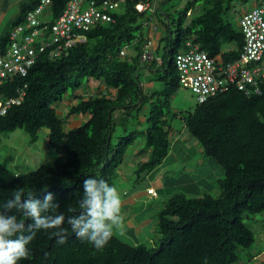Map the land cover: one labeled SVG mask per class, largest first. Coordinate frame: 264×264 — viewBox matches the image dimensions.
<instances>
[{
  "label": "trees",
  "instance_id": "16d2710c",
  "mask_svg": "<svg viewBox=\"0 0 264 264\" xmlns=\"http://www.w3.org/2000/svg\"><path fill=\"white\" fill-rule=\"evenodd\" d=\"M198 1L190 0L181 10H164L155 4L140 11L137 3L152 5V0H124L111 10L113 20L84 31L85 40L57 56L47 49L27 75L5 81L0 91L6 97L17 94L15 88L22 84H26V94L0 115V143L3 133L17 128L33 141L47 128L48 142L58 155L52 163L27 172L14 171L0 159V204L18 187L37 199L51 192L58 212L67 218L75 214L69 208L79 211L85 179H104L115 186L127 150L140 135L145 137L140 152L146 155L137 162L135 172L140 176L160 165L170 152L172 134L179 132L172 122L176 117L199 141L203 154L223 169L224 176L214 182L220 193H172L157 211L155 246L129 242L113 232L108 244L96 249L77 238L65 222V243H57L50 235L55 229L36 231L27 245L28 258L18 264H234L257 254L259 250H250L256 235L246 217L264 212V79L261 94L246 95L232 87L203 102L197 99L195 107L185 113L171 103L182 86L175 63L178 53L197 45L212 56L222 52L231 59L239 56L244 44L239 23L228 14L233 0H203L197 9ZM40 2L22 1L17 17L0 35L1 53L9 46L10 30L24 22L27 11ZM67 2L50 0L47 10L52 21ZM159 8L164 32L153 57L142 60L144 45L152 38L150 25L160 27L153 20ZM126 45L129 52L122 55ZM142 69L150 72V81L162 86L145 87ZM85 79L98 83L95 92L90 87L79 92ZM67 94L69 105L60 114L58 108ZM73 116L83 117V122L66 129ZM140 118L146 127L138 128L131 120ZM12 214L26 225L32 223L15 210Z\"/></svg>",
  "mask_w": 264,
  "mask_h": 264
},
{
  "label": "built area",
  "instance_id": "2783aa9c",
  "mask_svg": "<svg viewBox=\"0 0 264 264\" xmlns=\"http://www.w3.org/2000/svg\"><path fill=\"white\" fill-rule=\"evenodd\" d=\"M123 1L68 0L61 14L52 21L47 10L50 0H41L35 8L27 11L24 22L10 30L9 46L4 53L0 51V87L7 79L27 75L38 56L47 49L51 56H57L69 46L85 40L84 31L98 23L113 20L111 10L118 9ZM136 7L141 11L152 8V5L150 2H139ZM238 23L244 33V44L238 57L226 59L222 52L212 56L197 45L177 54L175 63L179 79L183 86L193 91L198 102L232 87H237L246 95L262 93L264 0L243 12ZM153 28L156 29L155 26ZM153 44V38H149L144 45L142 60L153 57ZM128 52L126 45L121 54ZM25 87L26 84L18 85L15 88L17 94L8 97L0 91V115L24 99ZM148 191L156 194L153 187Z\"/></svg>",
  "mask_w": 264,
  "mask_h": 264
},
{
  "label": "rangeland",
  "instance_id": "374dc122",
  "mask_svg": "<svg viewBox=\"0 0 264 264\" xmlns=\"http://www.w3.org/2000/svg\"><path fill=\"white\" fill-rule=\"evenodd\" d=\"M189 1L190 0H157L156 4H159L164 10L174 11L175 9L181 10L188 4ZM152 3V8L156 7L155 0H152ZM202 3L203 0L198 1L197 9L200 8V5ZM253 3L254 0H233L231 8L228 12L229 17L235 24H238L240 16L243 14V12L250 10L253 7ZM195 13H197V11L193 12L192 14ZM159 18L160 20L163 19L162 11L160 8L158 9V17L155 16L153 20H157L163 34V24L159 22ZM2 28H4V26ZM225 47H228V44L225 45ZM142 70V73L145 74L143 76L146 77L144 79V83L150 82V80L148 79L151 76V74H149L150 72L148 73L146 69ZM151 82L152 86L150 85L145 87H149V89H152V87L162 86L160 82ZM91 83L95 84L96 82L93 80L88 81L87 79H85L79 92L82 93L85 90L89 89V87L92 88L91 90H93V92H95L97 90V87ZM67 96L69 97L62 101L60 103V108H58L60 114H63L64 108L69 105L70 94H67ZM171 103L175 109H181L182 111H184L183 113H185L187 109H192L195 107L197 98L191 91V89L182 85L172 97ZM131 120L133 122H136L134 124H137L138 128L147 126V122H143V120L141 121V118L139 120ZM82 122L83 117L73 116L71 120L66 124V129L75 127ZM172 122L174 127L176 129H179L178 135H181V140H179L178 142L179 145L176 146V151H174V155L178 159L179 163L182 161L187 166V171L189 170L190 172H195L202 175L207 173L209 176L210 174H212V172H215L213 169V165H215L218 166L219 172H221L222 176H224L223 169L220 168L219 164L215 160L203 154L199 141L195 137L187 135V130H185L183 127V121L181 117L174 118ZM121 127L120 129H118L119 131H117L116 134H118L120 130L123 129V127ZM47 130V128H42L39 132V138L36 141H33L29 134L22 128H17L14 131L3 133L1 135L2 140L0 143V159L10 169L18 172L31 171L38 168L43 163H52L58 154L48 142ZM115 140L117 139L115 138ZM144 145L145 137L140 135L127 150L125 163H123L121 168L119 169V174L114 186L121 196H123L124 191H127V189H130L127 192H130L131 194L135 186L146 188V186L150 185L151 183L159 186L161 184H165L166 182V185H172V187H174L175 185H173L172 182H168L171 179L172 181H174L171 176L176 177L178 175H183L184 173V170H182L181 168L173 172L170 171L172 173H167L165 175L160 174V172L157 173L155 172V169H152L151 171L143 172L140 176H138L134 169L137 165V162L145 156V154L143 156V153L140 152V148ZM134 148L136 149V152L130 153L129 150ZM168 161H170V158ZM202 167H204V169H201ZM214 179L213 183H217L218 177L214 176ZM207 181L208 180H206V182ZM215 183V188L212 183V186H210L209 183H205L204 188L203 186H201V188H203L201 194L191 193V196L202 195L204 192H210L214 195L219 194V186ZM176 191H182V189L177 188ZM143 195L147 196L146 191H144ZM128 197L131 202H124L122 203L121 207V212L124 217V230L122 229L124 238H126V240H128L129 242L146 243L149 246H155L154 241H157L156 238L158 237L157 209L155 211H148V215L150 218H148V220L146 219V221L133 220L132 216L141 211L142 205H139L136 201H133L131 199L133 198L132 196ZM161 200L162 198L155 199L157 203H161ZM142 203L147 204L149 203V200L142 201ZM153 203L154 202L150 201V204L143 209L151 207ZM252 216L253 218L246 217V221L255 231L256 241L250 246V250L252 253H256L258 250H262L264 248V212ZM136 226L139 227V230L136 229ZM119 231L120 230L114 229L113 232L121 235ZM247 254L248 253L245 252V255Z\"/></svg>",
  "mask_w": 264,
  "mask_h": 264
},
{
  "label": "clouds",
  "instance_id": "9594fccd",
  "mask_svg": "<svg viewBox=\"0 0 264 264\" xmlns=\"http://www.w3.org/2000/svg\"><path fill=\"white\" fill-rule=\"evenodd\" d=\"M148 188L147 192L150 193ZM155 191L156 194H150L156 196L158 193ZM77 203L79 211L69 208L68 211L75 214L66 218L58 212L59 204L51 192H47L43 199H37L22 188L13 190L12 197L0 204V264H18L21 259L28 258L27 245L35 238L36 231L41 229H55L50 235L56 238L57 243H65L67 229L62 227L65 222L77 238L88 241L96 249L108 244L114 229H123L120 194L104 179H85L83 195ZM13 210L31 219L32 223L26 225L24 220H18L12 214ZM25 232L28 235H24Z\"/></svg>",
  "mask_w": 264,
  "mask_h": 264
},
{
  "label": "crops",
  "instance_id": "0c3cea01",
  "mask_svg": "<svg viewBox=\"0 0 264 264\" xmlns=\"http://www.w3.org/2000/svg\"><path fill=\"white\" fill-rule=\"evenodd\" d=\"M22 1L24 0H0V32H1L0 35L2 34V32H4V30H6L9 24L17 17L20 11V5ZM259 1L260 0H254L253 6H255ZM3 26L4 28H2ZM149 35L153 38V42H154L153 45L154 48H156L159 43V38L162 35V30L160 29V27L154 30L152 25H150ZM91 84L95 85L96 87L98 86L97 82L95 84L94 83ZM150 85L152 86L151 81L144 83V86H150ZM187 135H189L188 132ZM180 136L178 135V132L172 134V140H171L172 145L170 152L164 158L163 162L155 168V172L157 173L160 172V174H164V175L167 173H172L173 171L178 170L180 168L184 170L183 175L180 176L178 175L176 177L171 176L174 179V181H172V179L168 181V182H172V184L175 185L174 187H172V185H166V182L165 184H161L159 186H156L154 183H151L150 185L146 186V188L135 186L131 194L130 192H127L130 189H127V191H124L123 196L120 195L122 203L124 202L130 203L131 200L129 199L128 196H132L134 198V199L131 198L133 201H136L139 205H142L141 211L132 216L133 220H137V221H146V219L148 220V218H150L148 215V211L149 212L155 211L156 209L158 211L163 201L166 200L172 193H174L177 188H181L182 191H184L188 195H191V193L201 194V191L205 187V183H209V185L212 186L211 183L214 185L213 183L214 176L220 177L222 175L221 172H219L218 166L215 165H213V169L215 172L214 173L212 172V174H210L209 172L210 176L207 173L202 175L195 172H190L189 170L187 171V166L182 161L179 163L178 159L174 155V151H176L175 148L176 146L179 145L178 143L179 140H181ZM129 152L135 153L136 149L135 148L130 149ZM169 158L170 161H168ZM201 169H204V167H202ZM206 180L208 181L206 182ZM201 186H203V188H201ZM148 187H154L157 190L158 194L155 196L148 193L147 192ZM144 191H146L147 196L143 195ZM157 198H162L161 203L159 202L157 203L155 201V199ZM148 200L149 203L147 204L142 203V201H148ZM150 201L154 202L153 203L154 205L152 204L151 207H147V209H143L144 207L150 204ZM136 227H137L136 229L139 230V227L138 226ZM123 230L120 229L119 233L123 234L122 233ZM234 264H264V248L262 250L260 249L255 256H251L250 259H244Z\"/></svg>",
  "mask_w": 264,
  "mask_h": 264
}]
</instances>
